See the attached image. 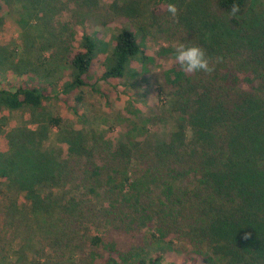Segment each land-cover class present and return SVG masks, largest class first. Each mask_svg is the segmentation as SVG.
Segmentation results:
<instances>
[{
	"label": "trees",
	"instance_id": "1",
	"mask_svg": "<svg viewBox=\"0 0 264 264\" xmlns=\"http://www.w3.org/2000/svg\"><path fill=\"white\" fill-rule=\"evenodd\" d=\"M152 1L166 11L169 3L178 9L177 23L155 27L166 46L155 57L147 54L143 0H114V14L129 25L117 24L110 42L85 26L78 29L76 49L63 40L69 71L61 95L68 102V94L98 90L99 83L124 93L156 59L169 60L163 71L172 127L167 139L141 142L143 132L114 148L96 140L72 144L64 162L76 169L70 200L51 199L66 187L62 178L54 180L48 151L28 162V153L0 154V180L23 183L16 188L34 209L59 210L77 227L102 228L88 239L82 231L71 235L68 241L78 243L68 249L74 264H264V29L255 33L243 18L250 0H200L199 17L187 16L189 9L183 15L181 0ZM233 3L240 6L235 15ZM5 7L0 0V13ZM177 43L200 45L221 61L210 75L185 74L174 61ZM28 83L0 87V106L41 109L51 91L37 79ZM138 96L131 95V104ZM81 102L77 95L68 104L83 123ZM47 123L59 127L60 119Z\"/></svg>",
	"mask_w": 264,
	"mask_h": 264
},
{
	"label": "rangeland",
	"instance_id": "2",
	"mask_svg": "<svg viewBox=\"0 0 264 264\" xmlns=\"http://www.w3.org/2000/svg\"><path fill=\"white\" fill-rule=\"evenodd\" d=\"M181 1L183 15L186 9L190 10L187 16L203 14L200 0ZM4 2L5 10L0 13V87L15 90L22 83L29 84L32 78L51 92L39 110H9L0 106V154L10 157L15 153H28V162L32 154L37 158L48 151L56 168L54 180L62 178V186L66 187L63 193L53 191L52 200L57 201L61 196L66 200L72 198L73 192L68 187L69 180H75L73 172L76 169L64 164L69 160L68 150L72 144L81 140L101 141L114 148L123 143L125 137L134 138L139 133H145L139 137L141 142L146 137L154 141L167 139L172 127L163 71L171 67L169 60L156 59L148 66L145 78L131 81L133 86L126 88L124 93L123 89L99 83L96 85L98 90L83 87L68 94L71 104L75 103L77 95H81L78 113L85 114L83 123L73 114L71 104L63 102L61 90L68 79L69 69L62 42L68 40L76 49L75 43L80 40L78 29L82 26L89 33L98 31L106 42H110L116 34L117 24L121 22L128 26L130 23L114 14V0ZM141 12L143 24L148 25L147 54L155 57V52L167 44L166 38L155 27L177 22L152 0H143ZM243 18L255 33L264 29V0H250ZM135 68L140 71V64ZM134 93L139 96L135 98L137 103L131 104ZM51 117L60 119L59 127L48 125ZM133 124L135 128L132 129ZM20 185L23 183L0 180V264H74L76 256L70 257L68 249L78 243L68 241L71 235L82 231L88 239L102 228L96 229L98 227L90 223L77 227L70 215L58 214L59 210L48 213L42 207L34 209L25 193L17 190L16 186L19 188ZM69 232L70 236L67 235ZM144 232L138 236L143 237ZM120 241L126 244L129 239L121 237Z\"/></svg>",
	"mask_w": 264,
	"mask_h": 264
},
{
	"label": "clouds",
	"instance_id": "3",
	"mask_svg": "<svg viewBox=\"0 0 264 264\" xmlns=\"http://www.w3.org/2000/svg\"><path fill=\"white\" fill-rule=\"evenodd\" d=\"M167 11L175 22L177 19L178 9L175 4L169 3ZM240 11V6L233 3L230 12L232 15ZM174 61L185 74H195L203 72L210 75L214 72L217 63L221 61L220 57L212 58L208 55L207 50L196 44L186 45L177 43L174 47ZM245 239L248 234H245Z\"/></svg>",
	"mask_w": 264,
	"mask_h": 264
}]
</instances>
